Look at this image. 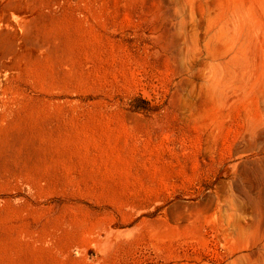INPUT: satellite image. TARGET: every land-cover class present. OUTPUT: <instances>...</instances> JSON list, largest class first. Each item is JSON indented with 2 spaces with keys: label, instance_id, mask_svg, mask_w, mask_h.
<instances>
[{
  "label": "rangeland",
  "instance_id": "rangeland-1",
  "mask_svg": "<svg viewBox=\"0 0 264 264\" xmlns=\"http://www.w3.org/2000/svg\"><path fill=\"white\" fill-rule=\"evenodd\" d=\"M191 1L0 0V264H264V0Z\"/></svg>",
  "mask_w": 264,
  "mask_h": 264
},
{
  "label": "bare ground",
  "instance_id": "bare-ground-1",
  "mask_svg": "<svg viewBox=\"0 0 264 264\" xmlns=\"http://www.w3.org/2000/svg\"><path fill=\"white\" fill-rule=\"evenodd\" d=\"M187 1V0H186ZM189 2H192L191 0H188ZM196 1V0H195ZM225 2V1H224ZM254 2V0H253ZM264 2V1H262ZM231 3H235V2H232ZM229 2L230 5L225 6V8L222 10V12L219 10L220 7L219 6H222L224 5L223 3H221L217 8L218 10L221 12L220 13V17H219V21H220V29L218 32H216L215 34V37H217L221 42L219 45H221L222 41L224 42L225 45H223L222 43V47L224 48V46H227V44H230L229 47V50L225 47V49H227L228 51H233L232 49L230 50L231 45H237L239 46V54L235 53L231 58L230 61L228 59V63H225L223 65H221L219 68H217L214 72L215 74V78H214V83L216 87H218V89L221 90V92L223 93L222 89L225 88L226 90V86L230 85L231 82L235 79H239L241 77H244L246 74H247V71L249 70L250 68V65H251V62L252 59H251V52L254 51L252 50L254 47H256L257 44L254 43V40L252 37L255 38L254 35L258 36L257 38H260L261 36H263L261 33L263 32L261 31V29L264 28H261L262 26V23L264 21V18H263V21H261L262 19V16L258 19V15H257V10L260 8V6H257L259 7L257 10H255L256 6L254 4V8H253V5L250 6V7H246L245 5H242L243 3L244 4H247L245 1L244 2H240L241 4H239L238 2H236L237 4L233 5ZM256 3V2H255ZM193 4V3H192ZM190 7L194 8V5ZM195 4V3H194ZM190 5V4H189ZM217 5V4H216ZM214 5V7L216 6ZM233 5V6H232ZM230 6V7H229ZM232 6V7H231ZM263 6V5H262ZM227 7V8H226ZM208 8H211V10L213 11V8L212 7H208ZM216 8V7H215ZM214 8V9H215ZM261 9V8H260ZM264 8H262L261 10L264 12L263 10ZM210 10V9H209ZM260 10V12L262 13V11ZM211 12V11H210ZM215 12L216 9H215ZM259 12V10H258ZM260 12L258 14H260ZM196 14V13H195ZM217 14V13H216ZM215 17L217 18L218 20V17L215 15ZM264 17V16H263ZM216 18H215V21H216ZM260 21V23H259ZM214 23V21H213ZM216 23V22H215ZM264 23V22H263ZM215 26L217 25L214 24ZM261 25V26H260ZM264 25V24H263ZM261 32V33H260ZM259 34V35H257ZM261 34V36H260ZM260 36V37H259ZM255 38V39H257ZM216 39V41L218 40ZM262 40V38L260 39ZM215 41V43H216ZM264 42V41H263ZM227 43V44H226ZM255 44V46H254ZM262 48V47H260ZM235 49V48H233ZM257 49V48H256ZM263 49V48H262ZM237 50V49H235ZM234 50V52H236ZM237 51V52H238ZM258 51V49L256 50ZM263 51V50H262ZM261 51V53H262ZM227 52V51H226ZM229 53V52H228ZM259 53V52H258ZM264 53V52H263ZM262 53V55H264ZM219 54V53H218ZM257 54V53H256ZM254 54V55H256ZM214 55V54H213ZM223 55H225L223 53ZM228 55V54H227ZM231 55V54H230ZM253 55V54H252ZM217 56V55H216ZM219 56V55H218ZM226 57V55H225ZM223 57V58H225ZM260 57V56H259ZM255 58V57H254ZM222 59V58H221ZM261 59V57H260ZM264 59V57H263ZM219 60V59H218ZM223 60V59H222ZM257 60V59H256ZM261 61V60H260ZM255 62V60L253 61V63ZM219 63V62H218ZM255 64V63H254ZM253 65V64H252ZM251 65V66H252ZM255 67V66H254ZM260 67V66H259ZM256 71V70H255ZM263 76V74H262ZM256 77V76H255ZM263 78V77H262ZM264 79V78H263ZM262 79V80H263ZM250 80H251V77H250ZM259 80V79H258ZM261 80V79H260ZM252 81V80H251ZM250 81V82H251ZM255 83V82H254ZM261 83V82H260ZM248 84V83H247ZM254 86H256L254 84ZM230 87V86H229ZM228 88V87H227ZM242 88V87H241ZM217 89V90H218ZM219 91V90H218ZM250 92V91H249ZM227 93V92H226ZM225 94V93H224Z\"/></svg>",
  "mask_w": 264,
  "mask_h": 264
}]
</instances>
